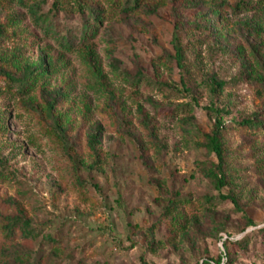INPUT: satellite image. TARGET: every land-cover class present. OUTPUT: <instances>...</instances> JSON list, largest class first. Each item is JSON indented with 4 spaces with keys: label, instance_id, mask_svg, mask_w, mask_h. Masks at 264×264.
<instances>
[{
    "label": "rangeland",
    "instance_id": "rangeland-1",
    "mask_svg": "<svg viewBox=\"0 0 264 264\" xmlns=\"http://www.w3.org/2000/svg\"><path fill=\"white\" fill-rule=\"evenodd\" d=\"M120 1L0 0V264H264V0Z\"/></svg>",
    "mask_w": 264,
    "mask_h": 264
},
{
    "label": "trees",
    "instance_id": "trees-1",
    "mask_svg": "<svg viewBox=\"0 0 264 264\" xmlns=\"http://www.w3.org/2000/svg\"><path fill=\"white\" fill-rule=\"evenodd\" d=\"M19 4H24L25 0H15ZM72 2V3H69ZM121 2V1H120ZM67 4H72L75 7H70L71 10H77L78 12H88V16L91 17L90 19L97 23L100 19V16L98 15L97 11L98 9L88 7V5H85L82 0H71L66 2L65 0H53L52 8L56 11H67ZM111 6L116 7L117 10L121 11L122 14L124 13H130L134 10H137L140 6V0H124L121 3H118L116 6V2H114V5ZM28 7V6H27ZM28 8H33L31 5ZM32 10V9H31ZM112 10V9H111ZM214 10V8H212ZM100 11V10H99ZM216 11H212V15H215ZM89 29V25H85L84 33L87 32ZM46 33H50L51 29L49 28V25L47 26V29L45 30ZM179 54V51H177ZM47 73L46 67L41 63L39 66H34L31 68H24L22 71V74L20 77H15L9 74H4L6 76V82L8 83L9 88H17L15 90L16 96L22 97L29 95L35 84L41 81L44 78V75ZM11 91V90H10ZM57 98V97H56ZM47 112H51V104H46ZM221 125L220 122H216L214 129L211 130V132L206 133L203 135L206 143L204 145V148L209 152L210 154L214 155L216 157L217 162L214 163V170H208L206 173V176L208 178H212L215 180L216 187L219 189L223 186H225L227 183L225 181V163H224V157H225V151L224 146L221 139ZM1 168V163H0ZM1 172V169H0ZM223 199H227V197H222ZM205 200L208 202L210 201L209 198H205ZM187 201L190 202V199H171L169 201V207L167 211H169L170 214H173L174 219H177L180 221V226H184L185 220L182 217V212L179 210V207L181 204H186ZM182 224V225H181ZM13 226L7 225L6 227V236L9 238V240L12 241L11 235H13ZM19 232L23 234H30L32 233L30 231V226L27 222L21 221L20 225L18 226ZM184 229V227H183ZM154 239H151V244L155 243L153 241ZM160 241H157L156 244H158Z\"/></svg>",
    "mask_w": 264,
    "mask_h": 264
}]
</instances>
